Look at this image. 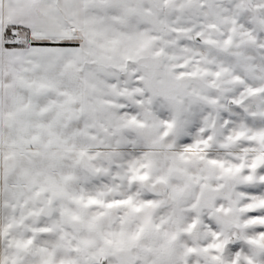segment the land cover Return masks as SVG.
I'll return each instance as SVG.
<instances>
[{
	"label": "snow or ice",
	"instance_id": "6c2138e0",
	"mask_svg": "<svg viewBox=\"0 0 264 264\" xmlns=\"http://www.w3.org/2000/svg\"><path fill=\"white\" fill-rule=\"evenodd\" d=\"M0 264H264V0H0Z\"/></svg>",
	"mask_w": 264,
	"mask_h": 264
}]
</instances>
